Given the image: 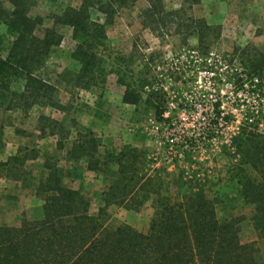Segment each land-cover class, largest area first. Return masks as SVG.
I'll use <instances>...</instances> for the list:
<instances>
[{
  "label": "rangeland",
  "instance_id": "374dc122",
  "mask_svg": "<svg viewBox=\"0 0 264 264\" xmlns=\"http://www.w3.org/2000/svg\"><path fill=\"white\" fill-rule=\"evenodd\" d=\"M152 1L155 8L162 3L165 10H176L182 5V0ZM81 2L38 0L32 9L33 15L42 17L36 34L42 36L52 25L53 15ZM113 5V21L106 25L110 52L131 56L134 76L139 75L143 63L149 59V70L145 73L153 80L150 85L161 88L159 93L164 92L163 116L158 117L149 103L123 102L124 86L113 73L106 75L104 83L77 87L68 73L79 67L71 57L75 46L72 28L57 25L63 38L49 50L42 74L54 85L53 98L64 109L37 103L27 110H0V225L19 226L25 218L42 217L43 198L36 194V189L48 167L61 172L64 185L81 189L90 200V213L103 206L102 191L113 176L87 170L84 158L75 161L67 157L76 131L91 128L93 123L99 130L94 132L100 140L101 152L104 147L124 145L141 149L144 153L141 169L148 168L152 176L160 179L163 191L173 197H179L187 185H203L211 190L210 195L218 191L219 216H242L245 228L242 238L255 239L256 231L249 221L252 208L236 199L238 186L230 171L239 159L232 138L240 126H258L264 131V0H200L192 5L181 20L189 18V23L191 18L205 20L208 28L202 36L203 44H198L193 34L182 41L173 30L144 26L142 14L149 6L148 0H116ZM96 7L90 8V16L103 22L104 16ZM193 31H198L199 38V28ZM12 38V34L6 35L3 54ZM248 60L259 62L256 70L260 71L253 74V80H249L248 67L244 66ZM23 84V79H17L13 88L21 90ZM143 91L148 93L149 85ZM186 96L192 97L190 101L185 100ZM211 97L222 102L228 126L201 153L189 155L176 164L161 161L165 125L184 117V107L194 115L197 110L192 105H209L213 102ZM100 122L104 128L98 127ZM41 124L45 125L44 132L39 130ZM152 205L149 199L139 210L112 204L107 209V222L126 223L145 232L154 212ZM259 247V257L264 263V244Z\"/></svg>",
  "mask_w": 264,
  "mask_h": 264
},
{
  "label": "trees",
  "instance_id": "16d2710c",
  "mask_svg": "<svg viewBox=\"0 0 264 264\" xmlns=\"http://www.w3.org/2000/svg\"><path fill=\"white\" fill-rule=\"evenodd\" d=\"M37 1L0 0V110H27L37 103L64 109L53 98L54 85L42 74L49 50L62 41L56 29L61 24L72 28L75 46L71 57L79 67L68 73L77 87L104 83L106 75L113 73L124 86L123 102L149 103L158 117L163 116L164 92L153 88L152 78L145 73L149 59L142 65L145 69L134 76L132 57L110 52L106 25L113 21L116 0H82L78 6L53 15L52 25L42 36L35 32L42 17L32 14ZM148 1L142 14L144 26L173 30L182 41L193 34L198 44L204 43L205 20H181L200 0H182L176 10H165L162 3L155 8L153 1ZM95 6L104 16L103 22L91 18L89 10ZM195 28H199V38ZM7 34L13 38L3 54ZM244 66L249 80L260 71L256 70L258 60H248ZM17 79L24 80L21 90L13 88ZM145 85H149L148 93L143 91ZM39 130L44 132L45 125ZM232 143L239 158L230 171L238 186L236 199L252 208L249 221L255 239L242 238V216H219L218 191L210 195L211 190L203 185H187L179 197H173L163 191L160 179L148 168L141 169V149L124 145L104 147L101 152L96 133L86 127L76 131L67 157L75 161L84 158L87 170L113 176L102 191L103 206L90 213V200L81 189L64 185L61 172L48 167L36 189L43 198L42 217L25 218L19 226L0 225V264H264L259 257V246L264 244V131L258 126H240ZM148 199L154 212L145 232L126 223L107 222L110 205L139 210Z\"/></svg>",
  "mask_w": 264,
  "mask_h": 264
},
{
  "label": "built area",
  "instance_id": "2783aa9c",
  "mask_svg": "<svg viewBox=\"0 0 264 264\" xmlns=\"http://www.w3.org/2000/svg\"><path fill=\"white\" fill-rule=\"evenodd\" d=\"M189 96L185 100H189ZM212 98L209 105L193 104L194 115L187 107L184 117L168 122L163 130L161 161L168 164L183 162L187 156L204 151L228 126L227 112L221 101ZM156 159V158H154Z\"/></svg>",
  "mask_w": 264,
  "mask_h": 264
},
{
  "label": "crops",
  "instance_id": "0c3cea01",
  "mask_svg": "<svg viewBox=\"0 0 264 264\" xmlns=\"http://www.w3.org/2000/svg\"><path fill=\"white\" fill-rule=\"evenodd\" d=\"M122 97V96H121ZM166 118V117H165ZM165 120H167V119H165ZM100 124H101V126L100 125H98V127L99 128H104L103 127V124L100 122ZM90 127L92 128V130L93 131H97L98 129H97V127L96 126H94V124L93 123H90ZM99 131V130H98ZM137 144H139V142L137 143ZM163 150V148H161V151ZM154 158H156V157H154ZM155 160H157V159H155ZM153 164L152 165H156V163H160V161L159 162H152ZM7 223V222H6Z\"/></svg>",
  "mask_w": 264,
  "mask_h": 264
}]
</instances>
